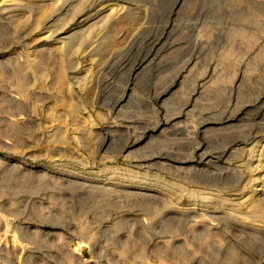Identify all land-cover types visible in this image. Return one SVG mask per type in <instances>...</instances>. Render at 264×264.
Masks as SVG:
<instances>
[{"label":"rangeland","instance_id":"obj_1","mask_svg":"<svg viewBox=\"0 0 264 264\" xmlns=\"http://www.w3.org/2000/svg\"><path fill=\"white\" fill-rule=\"evenodd\" d=\"M0 264H264V0H0Z\"/></svg>","mask_w":264,"mask_h":264}]
</instances>
